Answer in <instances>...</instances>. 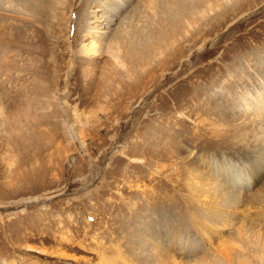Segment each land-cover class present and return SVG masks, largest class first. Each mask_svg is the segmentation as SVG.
<instances>
[{
    "label": "rangeland",
    "instance_id": "374dc122",
    "mask_svg": "<svg viewBox=\"0 0 264 264\" xmlns=\"http://www.w3.org/2000/svg\"><path fill=\"white\" fill-rule=\"evenodd\" d=\"M104 2L99 52L80 66ZM4 6L0 50L22 68L0 92V264H264V180L256 203L217 217L180 163L245 173L230 112L264 88V0Z\"/></svg>",
    "mask_w": 264,
    "mask_h": 264
},
{
    "label": "bare ground",
    "instance_id": "6f19581e",
    "mask_svg": "<svg viewBox=\"0 0 264 264\" xmlns=\"http://www.w3.org/2000/svg\"><path fill=\"white\" fill-rule=\"evenodd\" d=\"M5 1L6 0H0V46H2V44H3V46H5V44L7 45V41L3 40V39H5L3 37L5 35L7 36V34H5L6 33L5 27H7V25H6L7 22L5 23V19H7L6 18V7L7 6L6 7L4 6ZM105 4L106 3L104 2L102 5L96 6V8H95L96 10L94 12H92L91 15H89V14L87 15V17L90 18V24L92 23V25H90V26L84 25V31L82 33H85L84 35L88 36L87 38H90L89 39L90 42L88 44L82 45L81 48L78 50V52L76 51L81 56L80 66H81V64L84 66V64L86 62H90V63L95 62L94 58L99 52L97 49V46H96L97 45L96 40L97 41H101V40L103 41V38L100 36V34L105 33V32H101V30H100V28L103 29L101 27V25H103L105 20H101L103 15L99 17L98 12L103 11L102 7ZM103 9H105V8L103 7ZM114 12L117 13V12H119V10L114 11ZM9 15H11V14H9ZM114 15L116 16L115 13H114ZM11 16H13V14ZM115 16L110 17V20L107 23V26L111 25L113 18ZM100 21H102V22H100ZM97 22H100L101 24L93 25L94 23H97ZM16 23H18V22H16ZM107 26L104 27V29H107V31H108V29L110 27H107ZM4 41H6L5 44L3 43ZM14 43H16V42H14ZM5 48H6V46H5ZM5 48H1V50H0V63L1 62L6 63L9 66V67H7V65H6L3 67L0 65V92L2 93V95L4 94V99L7 95L6 93L9 90V88H7V84L9 82H11L9 78L3 79L4 77L7 76L6 72L10 71V69L15 70L16 72H19L22 68L20 66L21 64L19 65V61L16 62V57H18L17 54L22 51V50L20 51L21 46H20V48L18 46L19 51L16 50L17 47L15 48L13 53H15V51H16L17 56L13 57L11 60L7 59L6 54L8 52H6L7 49H5ZM13 49L14 48H12V50ZM7 51H9V50H7ZM9 57H10V55H9ZM23 59H25V58H23ZM113 59H116V57L114 55H113ZM115 62H116V60H114V63ZM90 65H92V64H90ZM91 71H92V68H90V66H88V70L85 71V74L90 73ZM251 87L252 88L250 90H246L243 92L240 91V93H242V96H240L238 104H236V106H234V108L230 112L232 115L231 118L233 120L234 119L235 120H237V119L243 120V125L238 124V121H237V127H238V125H240V127L237 129V131L234 135V136L238 137L237 139H239V141H241L240 143L243 144V147H242V149H239V148L236 149L235 147H231V149L232 148L235 149V150H233V149L232 150H233V152L237 153L238 155L243 154V155L239 156L241 158V160L245 161V159H246V162L243 163V169L245 170V173L238 174V170H237L238 166H235V168L232 170V172L228 171L227 169H225V168L229 167L227 162H222V161L215 162V157H212V159H210V160L207 159V157L205 158L204 156L200 157L202 163L209 164V165H206V166H208V168L206 170L201 169V167L197 163H195L192 166V168H190L189 159L188 160L184 159L180 162L181 164L187 165V167H189V169H191L190 172L192 174H196L199 177L200 183L203 185V187H205L207 189V191L210 195V198H211L210 199V204H211L210 207H212L213 210H218L217 217L224 215V218H226L227 214L225 211H228V210L232 211V210L236 209L237 208L236 206L241 202L243 204H249V203L254 204V203H256V201L258 199V195L260 194V191H259L260 190V184L264 180V88L261 87V85H256V84H255V86L252 85ZM245 89H247V88L245 87ZM0 99H2V98L0 97ZM27 103H28V101H27ZM27 103L25 102V106H30L29 103L28 104ZM1 107H0V118L1 117L3 118ZM24 110H26L25 111V118L26 119H29L30 117L32 118L33 115L31 113V107H30V109L29 108L27 109L25 107ZM27 110H29V111H27ZM29 114H31V115H29ZM233 122H235V121H233ZM227 142H229V141H227ZM220 144L221 143H219L217 145L219 146ZM228 159L231 160V157ZM205 162H209V163H205ZM261 208L264 210V204ZM212 211H210V212H212ZM201 224H202L203 228L208 229L206 224L199 223V225H201ZM183 235H184V232H182L181 229L176 234V239H177L176 243H178L180 246L184 245V236ZM178 244H177V246H178ZM180 249H181L180 253L182 251H184V249H182V248H180ZM163 255H165V253L162 254V256Z\"/></svg>",
    "mask_w": 264,
    "mask_h": 264
}]
</instances>
